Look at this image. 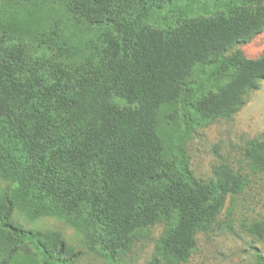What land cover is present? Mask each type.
<instances>
[{
	"label": "trees",
	"instance_id": "16d2710c",
	"mask_svg": "<svg viewBox=\"0 0 264 264\" xmlns=\"http://www.w3.org/2000/svg\"><path fill=\"white\" fill-rule=\"evenodd\" d=\"M263 32L264 0H0V179L16 185L0 264L76 257L16 223L17 206L64 220L113 263L163 224L150 264L187 262L247 179L226 165L197 179L181 141L259 89L264 55L228 54ZM246 157L264 174V142ZM248 232L264 239V224Z\"/></svg>",
	"mask_w": 264,
	"mask_h": 264
},
{
	"label": "rangeland",
	"instance_id": "374dc122",
	"mask_svg": "<svg viewBox=\"0 0 264 264\" xmlns=\"http://www.w3.org/2000/svg\"><path fill=\"white\" fill-rule=\"evenodd\" d=\"M176 16V15H175ZM84 35L83 42L93 38ZM247 59L264 55V32L246 45L235 48ZM183 127V126H181ZM264 142V82L247 97L246 105L232 118L219 119L207 127L187 133L181 141L180 156L193 175L204 182L216 180V168L226 165L247 179L244 191L230 195L223 211L207 233L197 235V246L187 262L181 264H259L264 257V239L248 229L255 223L264 224V174L256 173L246 157L251 143ZM16 185L0 179V207L14 199ZM13 220L26 230L59 234L73 250L72 264H150L156 257V245L164 233V225L157 224L148 239L138 242L121 262L113 263L100 254L91 252L83 235L56 217L30 219L17 206Z\"/></svg>",
	"mask_w": 264,
	"mask_h": 264
}]
</instances>
